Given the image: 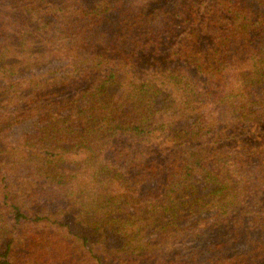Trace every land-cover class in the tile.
Returning <instances> with one entry per match:
<instances>
[{
    "label": "trees",
    "instance_id": "16d2710c",
    "mask_svg": "<svg viewBox=\"0 0 264 264\" xmlns=\"http://www.w3.org/2000/svg\"><path fill=\"white\" fill-rule=\"evenodd\" d=\"M0 264H264V0H0Z\"/></svg>",
    "mask_w": 264,
    "mask_h": 264
},
{
    "label": "rangeland",
    "instance_id": "374dc122",
    "mask_svg": "<svg viewBox=\"0 0 264 264\" xmlns=\"http://www.w3.org/2000/svg\"><path fill=\"white\" fill-rule=\"evenodd\" d=\"M61 67V63L60 62H57V61H52L51 63L47 64V65H44L40 68H36V69H33L29 72H27L28 74L30 73H34V74H41V73H46V72H50L56 68H59ZM33 126V122H28V123H25V124H22L21 126L18 127V132L20 134V132H23V131H30L31 128ZM192 222V221H191ZM186 223H190V221H187ZM193 248H195L198 244H194L192 243ZM190 245H188L187 247H189ZM247 245L245 244V242H240L239 244H236L232 247V251L233 252H237V251H244V250H247Z\"/></svg>",
    "mask_w": 264,
    "mask_h": 264
}]
</instances>
